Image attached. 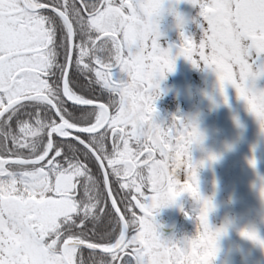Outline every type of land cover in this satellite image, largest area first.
I'll return each instance as SVG.
<instances>
[{"label": "snow or ice", "instance_id": "6c2138e0", "mask_svg": "<svg viewBox=\"0 0 264 264\" xmlns=\"http://www.w3.org/2000/svg\"><path fill=\"white\" fill-rule=\"evenodd\" d=\"M180 2L0 0V264H213L225 228L199 191L203 134L185 116L157 122L156 101L183 57L264 130V0H184L196 38ZM165 13L178 45L161 44ZM184 194L196 233L164 239L156 217Z\"/></svg>", "mask_w": 264, "mask_h": 264}, {"label": "flooded vegetation", "instance_id": "af4514ba", "mask_svg": "<svg viewBox=\"0 0 264 264\" xmlns=\"http://www.w3.org/2000/svg\"><path fill=\"white\" fill-rule=\"evenodd\" d=\"M175 8L186 20L185 33L196 38L200 34L198 9L184 0ZM160 31L162 46L181 42L173 15H163ZM256 87L264 88V77L256 81ZM161 89L156 101L157 122L185 116L195 121L204 137L191 153L195 161H206L198 169L199 191L214 204L209 223L225 228L213 264H264V247L240 234L248 230L264 238V130L233 87L226 86L225 103L215 74L203 65L193 67L183 57L177 58L174 72L161 82ZM209 154L218 159L208 162ZM253 159L255 167L249 163ZM188 196L184 194L176 204L161 209L156 217L164 239L181 240L196 233L195 221L185 212H198L199 204Z\"/></svg>", "mask_w": 264, "mask_h": 264}, {"label": "bare ground", "instance_id": "6f19581e", "mask_svg": "<svg viewBox=\"0 0 264 264\" xmlns=\"http://www.w3.org/2000/svg\"><path fill=\"white\" fill-rule=\"evenodd\" d=\"M188 195V194H187ZM188 197H190V196H188Z\"/></svg>", "mask_w": 264, "mask_h": 264}, {"label": "clouds", "instance_id": "9594fccd", "mask_svg": "<svg viewBox=\"0 0 264 264\" xmlns=\"http://www.w3.org/2000/svg\"><path fill=\"white\" fill-rule=\"evenodd\" d=\"M248 240H250V239H248Z\"/></svg>", "mask_w": 264, "mask_h": 264}]
</instances>
